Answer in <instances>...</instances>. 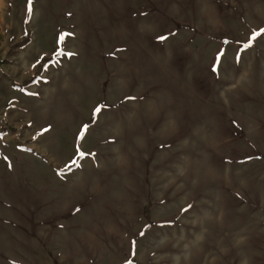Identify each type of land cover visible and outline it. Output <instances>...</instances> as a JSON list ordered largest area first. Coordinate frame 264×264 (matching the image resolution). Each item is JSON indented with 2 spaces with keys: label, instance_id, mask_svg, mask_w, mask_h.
<instances>
[{
  "label": "rangeland",
  "instance_id": "rangeland-1",
  "mask_svg": "<svg viewBox=\"0 0 264 264\" xmlns=\"http://www.w3.org/2000/svg\"><path fill=\"white\" fill-rule=\"evenodd\" d=\"M0 264H264V0H0Z\"/></svg>",
  "mask_w": 264,
  "mask_h": 264
}]
</instances>
